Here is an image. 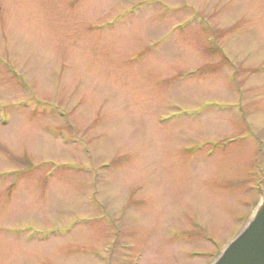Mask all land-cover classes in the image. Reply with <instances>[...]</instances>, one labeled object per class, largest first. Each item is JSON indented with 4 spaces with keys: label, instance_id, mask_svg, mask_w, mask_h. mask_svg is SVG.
<instances>
[{
    "label": "rangeland",
    "instance_id": "1",
    "mask_svg": "<svg viewBox=\"0 0 264 264\" xmlns=\"http://www.w3.org/2000/svg\"><path fill=\"white\" fill-rule=\"evenodd\" d=\"M264 200V0H0V264H211Z\"/></svg>",
    "mask_w": 264,
    "mask_h": 264
},
{
    "label": "water",
    "instance_id": "2",
    "mask_svg": "<svg viewBox=\"0 0 264 264\" xmlns=\"http://www.w3.org/2000/svg\"><path fill=\"white\" fill-rule=\"evenodd\" d=\"M211 264H264V200Z\"/></svg>",
    "mask_w": 264,
    "mask_h": 264
}]
</instances>
